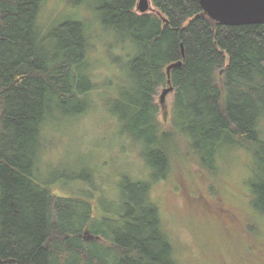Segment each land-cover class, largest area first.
Segmentation results:
<instances>
[{
    "label": "trees",
    "instance_id": "trees-1",
    "mask_svg": "<svg viewBox=\"0 0 264 264\" xmlns=\"http://www.w3.org/2000/svg\"><path fill=\"white\" fill-rule=\"evenodd\" d=\"M151 1L155 10L146 13L137 10L138 0L97 6L104 26L125 35L138 52L129 61L130 90L120 97L123 131L144 144L157 180L166 177L179 145L211 174L223 148L251 152L250 202L264 216V139L258 129L264 23L219 22L201 0ZM43 2L0 0V264H176L150 198L152 181L123 179L122 226L110 234L98 229L90 201L56 195L34 181L45 120L56 110L85 111V93L94 86L83 71L88 30L79 20H66L47 46L39 23ZM178 61L168 76L167 67ZM169 80L174 102L164 128L155 96Z\"/></svg>",
    "mask_w": 264,
    "mask_h": 264
},
{
    "label": "rangeland",
    "instance_id": "rangeland-1",
    "mask_svg": "<svg viewBox=\"0 0 264 264\" xmlns=\"http://www.w3.org/2000/svg\"><path fill=\"white\" fill-rule=\"evenodd\" d=\"M101 2L44 0L41 6L39 23L47 46L64 21L83 22L90 36L83 71L94 86L85 93L90 102L85 111L64 115L56 110L45 120L34 181L56 195L90 201L98 229L109 234L122 226L123 179L152 181L150 198L158 205L176 264H264V216L250 202L255 176L251 152L222 147L211 174L179 145L171 151L166 177L157 180L144 158V144L123 131L120 97L130 90L129 61L138 52L133 54L136 46L125 35L104 26L97 9ZM165 89L158 88L155 101L167 128L175 89L162 101ZM258 129L264 139V116Z\"/></svg>",
    "mask_w": 264,
    "mask_h": 264
},
{
    "label": "water",
    "instance_id": "water-1",
    "mask_svg": "<svg viewBox=\"0 0 264 264\" xmlns=\"http://www.w3.org/2000/svg\"><path fill=\"white\" fill-rule=\"evenodd\" d=\"M151 0H138L137 9L140 13H146L150 10H155L151 7ZM204 10L213 19L228 24H254L264 23V0H201ZM182 61L174 62L167 67L168 76H170L171 69L180 66ZM169 86L166 87L162 94V101H164L167 93L174 88L171 81H168ZM88 237V231L85 233Z\"/></svg>",
    "mask_w": 264,
    "mask_h": 264
}]
</instances>
